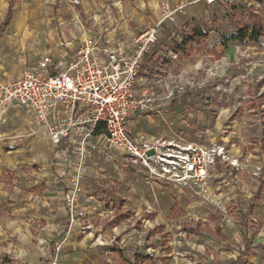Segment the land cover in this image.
<instances>
[{
    "label": "rangeland",
    "instance_id": "1",
    "mask_svg": "<svg viewBox=\"0 0 264 264\" xmlns=\"http://www.w3.org/2000/svg\"><path fill=\"white\" fill-rule=\"evenodd\" d=\"M162 1L176 3L127 0L128 13L134 16L131 25H139L136 34L154 25ZM190 1L193 0H185V6ZM109 2L81 0V4L72 5L66 0H0V11L12 23L24 18L27 27L34 30L56 8L86 10L87 15L95 17ZM243 2L256 3V12L264 16V0ZM216 8L217 5L208 9L215 12L206 22L184 18L177 11L173 29L158 31V41L141 64L133 85V97H143L146 105L133 109L127 119L132 138L153 141L163 154L190 143L217 150L219 162L213 166L205 196L198 187L182 189L174 182L131 166L124 173L113 166L105 168L107 181L102 187L114 194L112 199L105 197L113 205L103 223L107 228L113 222L118 225L115 240L122 241L121 245L128 237L142 233L150 260L155 257L150 255L153 254L157 255L154 259L182 264H264V37L257 41L233 37L244 24L250 23L248 6L238 8L231 2L223 11ZM186 11L191 14L195 7ZM197 25L202 32L208 30L207 37L196 36L195 40L179 43L178 36L183 39ZM6 27L0 24V29ZM6 36L5 46L10 49L6 56L14 58L15 46ZM9 62L13 74L17 63L12 59ZM13 78L6 77L5 81ZM18 109L8 126L20 124L19 145L24 146L20 151L26 160L23 166L27 167L19 168L17 174L4 173L6 201L8 196L12 197L9 192L16 190L24 194V198H17L18 203L33 198L44 200L43 193L33 192L32 175L27 174L42 167L41 150L30 146L48 134L32 113ZM100 135L105 138L102 128L90 141L96 144ZM80 141L81 134L72 131L62 151L68 162L62 166V175L68 190L75 193L84 189L81 162L85 156L99 155L95 149L84 155ZM106 146L103 150L107 155L122 157L118 149ZM135 190L143 192L142 197H137ZM121 192L128 193L123 198ZM132 201L135 208L123 207ZM106 208L107 205L103 207ZM110 218L112 222L106 221ZM85 222V229L91 230V224ZM231 226L237 229L234 231ZM3 262L11 264L12 255L3 257Z\"/></svg>",
    "mask_w": 264,
    "mask_h": 264
},
{
    "label": "built area",
    "instance_id": "2",
    "mask_svg": "<svg viewBox=\"0 0 264 264\" xmlns=\"http://www.w3.org/2000/svg\"><path fill=\"white\" fill-rule=\"evenodd\" d=\"M68 1L72 5L81 4L80 0ZM202 1L206 6L199 19L202 22L210 20L215 11L208 9L216 5L220 11L231 2L243 9L257 7L256 3L247 4L243 0ZM184 5L183 2L174 5L162 1L159 3L160 16L153 26L137 34L126 26L116 35L111 33L115 25L119 27L121 22H128L123 0L105 5L98 16L106 20L96 30L88 25V18L83 17L81 9H73L74 17L66 29L74 30L73 42L61 40L59 56L46 53L33 66L25 68L18 78L0 83V115L9 103L27 108L54 144L67 140L72 131L82 128L80 149L85 153L97 148L90 138L97 128H102L108 146L121 151L145 174L174 182L182 189L184 186L198 187L205 196L210 188L211 170L219 162L217 150L190 143L163 154L159 145L132 138L127 128L132 110L146 105L143 97H133L140 66L155 47L158 31L170 32L176 12ZM63 24L60 21L54 26L60 36ZM43 31L48 35L47 28ZM178 38L179 43L183 41L180 36ZM66 200L69 219L73 222L75 215H82L74 211L76 193L69 194ZM59 248L60 245L56 247ZM51 264H55V260Z\"/></svg>",
    "mask_w": 264,
    "mask_h": 264
},
{
    "label": "crops",
    "instance_id": "3",
    "mask_svg": "<svg viewBox=\"0 0 264 264\" xmlns=\"http://www.w3.org/2000/svg\"><path fill=\"white\" fill-rule=\"evenodd\" d=\"M66 1L69 3L68 0ZM114 1L110 0L107 4ZM174 1H176L175 4L183 2L186 5L185 0ZM123 4L128 22H121L119 27L114 24L115 28L112 29L111 33H115V35L125 30L126 26H130L134 31L139 27V25L134 27L131 25L134 16L128 13L127 0H123ZM185 5L180 9V13L184 18L198 20L203 17L206 6L202 0L191 3L189 6ZM100 6L102 7L103 4ZM192 7H195V11H191L190 14L186 9ZM82 12L83 17L88 18L87 23L92 30L101 28L104 19L101 21L98 14H96L97 12L95 17L91 14L87 15L86 10H82ZM73 17L74 12L71 7L66 9L56 8L52 16H46L45 19L43 17L41 20H44V22L33 30L27 27L24 18L12 23L7 20V14L5 15L0 11V24L7 26L6 29H0V83L9 81H5V78L9 76L18 78L25 68L33 66L46 53L54 57L59 56L62 50L58 47V43L61 40L73 42L74 30H66L70 27ZM60 21L64 22L63 26L60 27V30L63 31L62 36L54 30V26H57ZM140 21L141 19L136 22L139 23ZM46 28L48 35L43 31ZM6 35L17 47H13L12 52L15 59L6 56L7 53H10V49H6L5 46ZM10 59L17 63L13 74L10 70L12 65L9 62ZM18 108L27 110V113L31 115L27 108L18 107L12 103H9L0 115V264H9L3 262V257L6 255H12L11 264H51L53 260H55V264H182L171 260L154 259L157 258V255L153 254L150 255L155 257L150 260L145 252L146 247H144L142 233H140L141 235L128 237L127 242L121 245L122 241L118 243L115 240L118 225L113 222L108 228L105 227L103 220L108 217V211H112L113 205V202L108 203L105 197L112 199L114 194L111 189L102 187L107 181L105 168L113 166L116 171L119 169L123 172L128 169V166H131L140 172H145L122 153L121 158L107 155L103 150V147L107 145L103 135L99 136L100 141L96 143L97 148L94 150L98 152V157L89 158L85 156V160L81 162L83 167L80 170L82 173L80 179L84 189L76 193L74 211L76 213L81 212L82 215H75L73 222H70L69 219L70 212L66 200L67 196L72 194L73 191L72 189L68 190L67 180L62 175L64 171L62 166L68 163L66 158L63 159L62 151L65 149L69 138L59 144H54L47 135V137L38 138L35 145L30 146L32 149L41 150L42 167L37 172L28 171L27 175H32L30 185L34 187L33 192L43 193L44 200L33 198L18 203L17 198H24V194L20 193L21 190H12L13 192H9L12 197L8 196L6 201V191L8 189H5V183L3 182L4 173L6 174L9 171L10 174H17L19 168L27 167L23 166L26 160L22 159L23 156L20 151L24 146L19 145L21 143L20 124H18V127H16L17 125L12 126V128L8 126L9 122L15 118L13 115L19 110ZM82 130L80 128L74 132L81 134ZM140 141L154 143L148 139ZM83 154L87 155L85 152ZM87 175H91L93 178ZM91 183H93L92 189L90 188ZM135 191L137 197H142L143 192ZM121 193H123L124 198L128 192ZM132 203L134 202L132 201L128 205L124 204L123 207L133 209L135 206ZM106 205L108 208L104 210L103 207ZM156 205L158 207L159 204ZM110 219L106 221L112 222L113 218ZM85 221L91 224V230L85 229ZM230 229L235 231L237 227L231 226ZM58 245H60V248L56 249ZM135 254L137 255L135 256ZM152 261L155 263H152Z\"/></svg>",
    "mask_w": 264,
    "mask_h": 264
},
{
    "label": "trees",
    "instance_id": "4",
    "mask_svg": "<svg viewBox=\"0 0 264 264\" xmlns=\"http://www.w3.org/2000/svg\"><path fill=\"white\" fill-rule=\"evenodd\" d=\"M233 7L235 5L232 4ZM250 11V23L244 24L238 32L233 36L235 38H247L249 41H257L260 37H264V16L257 13L254 7H249ZM208 30H204L199 28V26H195L192 30V33L184 36L182 43L187 41H192L196 39V36L207 37ZM99 128L95 130L97 132Z\"/></svg>",
    "mask_w": 264,
    "mask_h": 264
}]
</instances>
